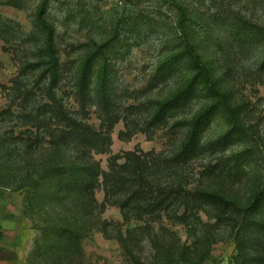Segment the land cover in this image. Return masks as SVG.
I'll use <instances>...</instances> for the list:
<instances>
[{"label": "rangeland", "instance_id": "obj_1", "mask_svg": "<svg viewBox=\"0 0 264 264\" xmlns=\"http://www.w3.org/2000/svg\"><path fill=\"white\" fill-rule=\"evenodd\" d=\"M0 264H264V0H0Z\"/></svg>", "mask_w": 264, "mask_h": 264}, {"label": "trees", "instance_id": "obj_2", "mask_svg": "<svg viewBox=\"0 0 264 264\" xmlns=\"http://www.w3.org/2000/svg\"><path fill=\"white\" fill-rule=\"evenodd\" d=\"M43 23V27L46 29L47 33V39H46V55L48 57L47 60V68L46 71L49 73V76L51 77V80L55 78V73H56V57L53 51V46H52V30L50 27H48L45 22ZM194 67L197 69V73L200 75L201 79L203 80L205 86L212 92L214 93H219L218 90L214 86V82L210 79L209 74L203 64L200 62L196 61L194 59L193 61Z\"/></svg>", "mask_w": 264, "mask_h": 264}]
</instances>
